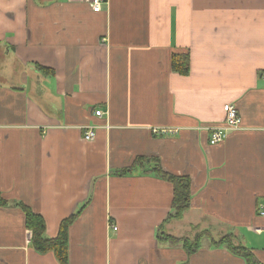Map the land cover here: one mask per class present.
I'll return each mask as SVG.
<instances>
[{"label": "crops", "instance_id": "obj_1", "mask_svg": "<svg viewBox=\"0 0 264 264\" xmlns=\"http://www.w3.org/2000/svg\"><path fill=\"white\" fill-rule=\"evenodd\" d=\"M227 104L239 124L211 146ZM138 158L191 180L181 220ZM0 197V264H59L18 204L48 239L78 214L68 264H245L214 245L228 235L264 264V0H0Z\"/></svg>", "mask_w": 264, "mask_h": 264}, {"label": "trees", "instance_id": "obj_2", "mask_svg": "<svg viewBox=\"0 0 264 264\" xmlns=\"http://www.w3.org/2000/svg\"><path fill=\"white\" fill-rule=\"evenodd\" d=\"M189 59L187 56L174 55L172 57V69L175 72L186 73L189 69ZM44 73L49 74L50 71L44 70ZM153 162L152 172L159 178L169 183L173 188V199L171 213L166 218V221L181 220L184 213H186L191 206V180L188 177H178L170 175L164 172L158 162V160H149L147 158H138L134 161L133 167L142 165L144 162ZM131 168V169H132ZM129 172L126 169L122 173ZM19 209L24 215V225L26 230L31 234L30 246L38 254H45L52 252L59 264H68V228L78 216L74 214L71 217L63 220L58 229V233L55 238L48 239L45 236V225L41 216L32 213L29 208L24 205L18 204ZM9 207V203L0 197V208ZM202 236H208L203 233ZM158 240L160 242H167L169 244H180L188 255L194 254L198 250V240L191 242L187 239H175L165 234H159ZM233 237L231 235L220 238L214 245L224 246L231 254L243 259L245 264H261L253 256L250 250L246 249L242 245H233Z\"/></svg>", "mask_w": 264, "mask_h": 264}, {"label": "built area", "instance_id": "obj_3", "mask_svg": "<svg viewBox=\"0 0 264 264\" xmlns=\"http://www.w3.org/2000/svg\"><path fill=\"white\" fill-rule=\"evenodd\" d=\"M88 5L93 13H99L102 11V5L107 4V0H87ZM223 112L225 115L224 125L222 127H216L211 130L209 144L211 146H216L224 141L227 132L232 131L237 128L239 124V117L237 111L233 105L227 104L223 107ZM94 115L96 117H102L101 111H95ZM95 139V133L93 127H86L83 132V140L86 142H92ZM259 215L264 217V205L259 208Z\"/></svg>", "mask_w": 264, "mask_h": 264}]
</instances>
